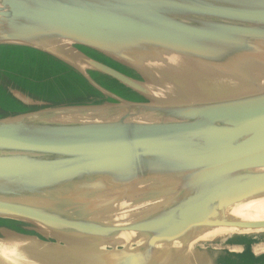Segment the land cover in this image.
<instances>
[{
	"label": "water",
	"instance_id": "obj_1",
	"mask_svg": "<svg viewBox=\"0 0 264 264\" xmlns=\"http://www.w3.org/2000/svg\"><path fill=\"white\" fill-rule=\"evenodd\" d=\"M14 51L0 264H264V0H0Z\"/></svg>",
	"mask_w": 264,
	"mask_h": 264
},
{
	"label": "bare ground",
	"instance_id": "obj_2",
	"mask_svg": "<svg viewBox=\"0 0 264 264\" xmlns=\"http://www.w3.org/2000/svg\"><path fill=\"white\" fill-rule=\"evenodd\" d=\"M239 215L244 218H248L249 220L262 221L264 220V199L252 202L250 204L245 205L239 210ZM224 231H218L215 233H211L206 237H211L214 235H220ZM205 238V237H204Z\"/></svg>",
	"mask_w": 264,
	"mask_h": 264
},
{
	"label": "rangeland",
	"instance_id": "obj_3",
	"mask_svg": "<svg viewBox=\"0 0 264 264\" xmlns=\"http://www.w3.org/2000/svg\"><path fill=\"white\" fill-rule=\"evenodd\" d=\"M20 52L14 51L6 60H0V63L7 66L6 68L12 72L14 67L16 66L18 69H21L17 65L20 63ZM17 70V69H16ZM21 74L29 77L31 75L30 69L26 66L25 69H22ZM41 78V75H37V79ZM37 81V80H36Z\"/></svg>",
	"mask_w": 264,
	"mask_h": 264
}]
</instances>
